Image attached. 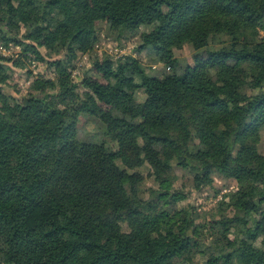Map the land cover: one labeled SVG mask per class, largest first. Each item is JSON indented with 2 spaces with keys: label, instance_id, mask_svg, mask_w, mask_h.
<instances>
[{
  "label": "trees",
  "instance_id": "obj_1",
  "mask_svg": "<svg viewBox=\"0 0 264 264\" xmlns=\"http://www.w3.org/2000/svg\"><path fill=\"white\" fill-rule=\"evenodd\" d=\"M103 23L166 71L75 76ZM0 40V264H264V0H0ZM27 61L47 75L20 99ZM175 168L232 189L202 215Z\"/></svg>",
  "mask_w": 264,
  "mask_h": 264
},
{
  "label": "rangeland",
  "instance_id": "obj_2",
  "mask_svg": "<svg viewBox=\"0 0 264 264\" xmlns=\"http://www.w3.org/2000/svg\"><path fill=\"white\" fill-rule=\"evenodd\" d=\"M6 32V29H4ZM263 35V31L260 32ZM114 33L108 30L106 25L100 24L99 34L97 35V41L91 52H87L85 54H79V59L77 61L76 67L77 70L73 72L75 76L77 73H86V74H95L92 70V65L96 58H101L104 56H111L112 59H116L121 55L131 54L133 56L139 57L142 65L147 68L148 73L150 74H159L163 71H166V68L163 66L164 64L160 62L157 56L149 53L148 51L138 52L136 47L138 46V37L135 35H126L121 38V40H114ZM0 46L3 50L0 49V53L6 57H10L11 59H15L18 56L20 51L19 47H15L12 43H8V46L3 45L0 40ZM44 51V50H43ZM176 57L186 58L189 60L191 57V50L189 47L184 46L183 48L177 50ZM9 65H12V61L7 62ZM31 71V77H27V72ZM44 74L47 75L45 66L38 62H30L27 61L25 68L15 67L13 77L11 79V84L14 89H21L16 96L20 99L25 97L29 91L31 82L34 79L35 75ZM14 93V92H13ZM140 98V96H139ZM88 119L87 116L82 115L81 122L78 127V131L80 133H85L87 131L92 130V124L90 122H86ZM86 120V121H85ZM260 147L264 151V136L260 142ZM254 147H245L243 149L244 158L252 155L254 153ZM152 149H149L146 153V164H148L151 168L154 167V157H153ZM175 174L178 177L176 181L177 187H182L186 195L188 196L185 201L181 204L186 206L189 203L193 204L197 207V211H199L202 215L204 213H210L211 207H214L215 202H217L221 196L232 189L233 183L230 184L227 181H223L220 178L214 177L212 180H206L201 188L197 189L193 185V180L191 175L185 173L180 168H175ZM147 184H150V181H147ZM214 191H218L216 196L214 197ZM204 211V212H203Z\"/></svg>",
  "mask_w": 264,
  "mask_h": 264
},
{
  "label": "built area",
  "instance_id": "obj_3",
  "mask_svg": "<svg viewBox=\"0 0 264 264\" xmlns=\"http://www.w3.org/2000/svg\"><path fill=\"white\" fill-rule=\"evenodd\" d=\"M0 49L3 50V48L0 46Z\"/></svg>",
  "mask_w": 264,
  "mask_h": 264
}]
</instances>
